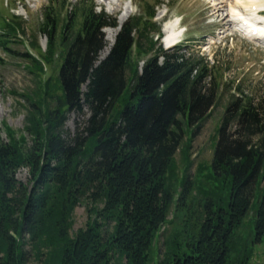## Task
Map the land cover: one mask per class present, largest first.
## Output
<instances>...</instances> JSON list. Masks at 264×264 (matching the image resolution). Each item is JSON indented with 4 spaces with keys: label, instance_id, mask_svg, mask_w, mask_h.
<instances>
[{
    "label": "trees",
    "instance_id": "trees-1",
    "mask_svg": "<svg viewBox=\"0 0 264 264\" xmlns=\"http://www.w3.org/2000/svg\"><path fill=\"white\" fill-rule=\"evenodd\" d=\"M144 1V13L121 25L102 59V30L116 27L115 18L93 0H78L60 25L54 7L45 6L42 56H54L61 26V62L54 83L22 94L30 143L8 127V140L0 139V264H29L30 256L39 264H148L172 207L190 214L191 228L184 247L171 241L156 264H247L252 244L264 236V186L250 238L242 232L264 182V100L230 96L210 164L219 191L202 188L204 200L189 211L194 179L187 168L178 190L171 188L174 155L217 103L218 82L206 58L152 42V30L160 36L152 22L160 1ZM12 21L2 25L3 46L23 32ZM134 51L148 56L140 70ZM20 55L33 74L43 70ZM84 108L88 118L70 135L67 115ZM20 168H27L29 186L15 178ZM83 200L89 219L72 233V211Z\"/></svg>",
    "mask_w": 264,
    "mask_h": 264
},
{
    "label": "rangeland",
    "instance_id": "rangeland-1",
    "mask_svg": "<svg viewBox=\"0 0 264 264\" xmlns=\"http://www.w3.org/2000/svg\"><path fill=\"white\" fill-rule=\"evenodd\" d=\"M77 1L0 0V32H2V25L7 19L10 22H13L12 19L20 22L23 29V32L17 31L15 37L9 36L5 46L0 43V139L3 141L8 140L6 135V127H8L17 136L23 134L27 143H30V137L23 130L26 102H24L25 97L22 94H31L33 91H37L39 87L43 92L44 84L48 80L50 83H54L60 66L62 48L59 34L61 26L57 29L54 56L50 60H45L42 56L47 46L46 36L40 32L45 6L54 7L55 12L59 15L61 25L67 12L71 9V5ZM147 1L150 4L153 3L152 0ZM159 1L160 4L153 9L155 17L152 22L160 27V36L158 37L151 29L152 42H155L156 46L161 44L164 49H172V46L168 47L165 44L163 25L166 22H179L178 31H180V35L178 39L181 41L178 44L184 46L183 51H190V54L195 57L206 58L209 66H212L213 75H215L218 82L217 103L203 121L196 135L191 137L190 132L185 135L184 143L174 155V174H171V177L175 175V178L173 177L170 181V186L173 190H178L182 176L188 168V174L194 179L191 199L188 202L189 205L187 204L188 210L192 211L201 199L204 200L202 188L203 190L213 188L219 191L221 182L214 181L211 183L209 178L210 164L217 139L216 130L230 96L244 93L253 97L254 101L261 98L264 100V45L251 39L247 40L246 36L239 34L234 28H229L227 25L223 26L222 23L226 18H223V22L219 20L225 12L223 11V4L218 5L220 10L217 13H213L211 7L213 0ZM93 2L97 11L102 9L107 15L115 18L118 25V16L125 7L128 8L129 13L122 24L132 16L143 14L145 11L144 0H93ZM220 3H224V1ZM106 29L102 31L108 45ZM118 30H116L115 35ZM21 53L28 54L40 61L43 70L38 71V75L30 72L27 65L28 60H25L20 55ZM105 54L104 50L100 53L101 56ZM132 57L134 61H137V67L140 70L143 60L148 56L144 57L134 51ZM52 92L54 91L50 90V94ZM88 115L87 108H84L82 113H69L64 129L72 135L77 127L79 129L83 127ZM15 178L24 185L29 186L30 184V175L27 168L17 170ZM263 186L264 182L262 181L253 198L255 199V205L248 211L242 222V232L247 235L248 239L252 233L250 228H253V212L260 199ZM89 206L83 200L74 207L71 215L72 233L84 227L87 223ZM190 218L188 212L176 214L174 207L170 209L165 224L154 236L148 264H156L163 258L170 247L171 241L184 247L189 234L188 229L191 228ZM28 248V246H25L26 250H29ZM122 262L118 264H122ZM29 264L39 263L32 260L30 256ZM247 264H264V236L261 237L259 242L252 244Z\"/></svg>",
    "mask_w": 264,
    "mask_h": 264
},
{
    "label": "bare ground",
    "instance_id": "bare-ground-1",
    "mask_svg": "<svg viewBox=\"0 0 264 264\" xmlns=\"http://www.w3.org/2000/svg\"><path fill=\"white\" fill-rule=\"evenodd\" d=\"M221 1H224V3H220ZM212 3L211 7L213 8V13H217L220 10V8H218L219 4H223L224 10H222L225 12L223 17L219 19L223 22V18H226V21L224 20L222 23L223 26L227 25L229 28H234L248 39H252L264 45V0H234L232 2L229 0H218V2L213 0ZM128 13L129 10L125 7L118 16L119 25L127 18ZM176 27V21L166 22L164 24L163 30L165 32L164 41L166 46L177 41L180 31H178L179 28L177 29ZM106 30L108 45L103 50L107 54L114 42L115 32L118 29L117 27H107Z\"/></svg>",
    "mask_w": 264,
    "mask_h": 264
}]
</instances>
